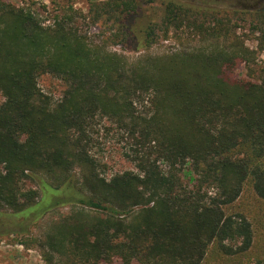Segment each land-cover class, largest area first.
I'll list each match as a JSON object with an SVG mask.
<instances>
[{
  "label": "trees",
  "instance_id": "trees-1",
  "mask_svg": "<svg viewBox=\"0 0 264 264\" xmlns=\"http://www.w3.org/2000/svg\"><path fill=\"white\" fill-rule=\"evenodd\" d=\"M164 2L169 21L192 14L186 2ZM137 6L108 0L103 7L124 12L125 20ZM248 13L257 17L262 48L264 8ZM74 17L67 10L44 25L31 7L0 0V208L8 209L0 210V236L23 235L20 244L38 246L45 264H205L215 251L247 256L255 227L233 205L247 183L264 199V79L237 71L254 52L236 39L228 46L231 35L217 19L206 28L208 47L137 67L107 50L109 36L90 40ZM45 73L66 85L55 103L38 85ZM99 115L134 139L128 158L136 171L102 176L90 153ZM187 163L192 185L182 175ZM27 179L39 184L40 200ZM66 203L80 207L42 237L27 233Z\"/></svg>",
  "mask_w": 264,
  "mask_h": 264
},
{
  "label": "rangeland",
  "instance_id": "rangeland-1",
  "mask_svg": "<svg viewBox=\"0 0 264 264\" xmlns=\"http://www.w3.org/2000/svg\"><path fill=\"white\" fill-rule=\"evenodd\" d=\"M5 1L20 7H31L44 25L52 24L57 16L72 10L76 25L90 40L100 43L109 36L110 38L104 42L108 51L123 54L131 65L147 68L153 66L155 60L164 55L208 47L210 36L206 28L214 26L217 19H222L231 35L228 46L236 39L254 52V57L249 63L243 62L239 66L238 75L254 80L264 79V45L260 47V40L257 39L260 31L255 28L259 23H256L257 17L254 14L248 13L249 9L264 8V0H179L193 7L192 14L186 18L180 13V17L175 18L178 20L171 21L167 18L168 5L164 0H135L138 6L125 20L124 12L118 14L104 11V2L108 0ZM101 3L102 6L97 5ZM99 6L103 8L100 9ZM126 23L128 30L125 27ZM150 30L151 34L148 36ZM116 35L119 37H115ZM141 40H144L143 45L136 48ZM38 85L44 93L51 96L54 103L62 97L66 87L63 80L50 73L40 75ZM3 100L0 92V102ZM91 137L90 153L100 163L102 176L109 179L114 174L126 170L136 171L135 162L128 158L136 148L135 141L114 120L97 116L92 124ZM161 165L167 168L165 162H161ZM182 175L188 184L194 183L195 174L190 163L184 166ZM25 183L27 187L39 190L40 195L37 199L40 200L43 193L37 181L27 179ZM233 206L235 210L245 212L252 220L256 231L254 246L247 256L236 260L217 251L211 252L205 264H259L257 261L259 259L264 264V199L253 191L250 183H247ZM76 207H80V204L66 203L51 208L30 226L27 233L37 237L44 236L57 221L72 213ZM0 210L8 211L7 208ZM21 238L23 235L0 236V264H45L40 248L38 246L26 248L20 244ZM100 264L126 263L114 259L112 262ZM129 264L142 263L133 261Z\"/></svg>",
  "mask_w": 264,
  "mask_h": 264
}]
</instances>
